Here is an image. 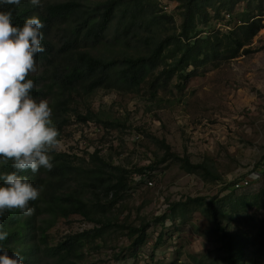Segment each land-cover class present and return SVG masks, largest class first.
<instances>
[{"label": "trees", "instance_id": "1", "mask_svg": "<svg viewBox=\"0 0 264 264\" xmlns=\"http://www.w3.org/2000/svg\"><path fill=\"white\" fill-rule=\"evenodd\" d=\"M175 1L181 21L178 27L173 23L174 29L164 36L158 35L160 30L155 29L166 23L165 18L173 21V16L162 12L153 0H100L90 11L85 9L83 0H42V6H32L27 0H22L19 6L13 8V26H22L25 18L32 15L38 16L43 23L41 45L44 51L34 57L35 62L43 66V71L29 73L26 78L33 80L30 95L34 99L47 100L58 141L69 123L68 112L82 122L99 121L114 125L115 121H103L94 109L89 108L84 114L78 110L75 101L79 95H88L97 88L136 93L145 86L149 96L156 98L159 89L166 88L173 78L177 79L176 86L181 89L193 77L203 73L201 68H217L226 61L255 50L251 44L264 28V0ZM239 2H243L244 6L236 11L235 6ZM226 17L228 20L224 26L227 28L222 30L220 20ZM60 26L68 31V36L58 45L52 34ZM105 38L113 44L122 43L125 50L114 56L102 57L85 48L89 41L97 44ZM140 42H143V47H140ZM159 143L164 150L160 160L139 167L136 172L149 178L158 163L176 160L189 173H206L204 163L192 162L187 155L172 151L165 139H160ZM50 154L51 170L41 168L35 174L30 170L19 173L37 187L38 197L29 202L34 209L30 216L15 210L0 215V229L8 233L6 239L0 241V248L10 254L18 251L23 257V264H41L45 253L55 256L56 264H93L83 260L84 250L101 247L99 239L113 226L112 219L106 214L131 188L129 177L133 171L121 166H112L113 170L107 171L110 162L95 150L89 154L95 160V166L87 167L81 175L78 171L84 167L76 163V155L57 150ZM256 167H261L264 173V153ZM0 171H13L11 162L0 164ZM75 174L92 180L86 184L101 190L96 197L89 198L83 185L78 187L74 184L71 187ZM239 180L235 178L221 190L234 192V183ZM263 188L250 194L242 193L234 199L221 198L222 191L209 198L186 197L168 203L165 211L153 222L120 226L127 230L131 238L128 247L134 250L145 245L150 224L159 222L161 230L152 244V252H155L167 234L166 222L171 220L174 223L189 206H198L211 222V231L224 253L225 264H264L262 252H258V258L249 256L255 243L248 231L233 229L231 223L234 215L241 210L264 208ZM46 212L51 215L48 221L68 220L73 215H80L93 226L68 233L55 245H50L48 232L53 223L44 224L41 218ZM123 252L121 249L115 256ZM171 264H177V261Z\"/></svg>", "mask_w": 264, "mask_h": 264}, {"label": "rangeland", "instance_id": "2", "mask_svg": "<svg viewBox=\"0 0 264 264\" xmlns=\"http://www.w3.org/2000/svg\"><path fill=\"white\" fill-rule=\"evenodd\" d=\"M83 1L85 9L90 11L100 0ZM153 1L162 12L173 16V21L165 18L166 23L155 29L160 30L158 35L164 36L174 29L173 23L176 27L180 24L177 2ZM243 6L244 3L239 2L235 10H242ZM227 20L228 17L220 20V29L227 28L224 26ZM52 35L55 43L61 45L68 31L60 26ZM107 38L97 44L89 41L85 48L102 57L125 50L122 43L113 44ZM140 43L143 47V42ZM251 45L255 50L249 54H242L217 68H201L203 73L193 77L181 89L176 86L177 79L173 78L166 88L159 89L156 98L149 96L145 86L136 93L97 88L88 95L77 96L75 106L83 114L91 108L103 121H115L113 126L99 121L82 122L68 112L69 123L55 150L76 155V163L84 167L78 171L81 175L87 167L95 166V160L89 155L95 150L110 162L107 171L113 170L112 166H121L139 174L135 169L162 157L164 150L160 139H165L172 151L206 166V173H189L179 161L167 160L157 164L151 177L144 176L151 184L145 180H132V172L129 177L131 188L106 214L112 219L113 226L99 239L101 247L84 250V261L93 264H171L172 261L177 264H225L224 253L211 231V222L198 206H189L174 223L166 222L167 234L155 252H152V244L161 230L159 222L150 224L145 245L134 250L128 247L131 238L120 225L153 222L168 203L186 197L209 198L220 193L221 188L235 178H248L250 184L234 192L223 190L221 198L234 199L264 187V173L261 167H256L264 153V28ZM35 68L32 74L43 71V66L37 62ZM77 175H74L71 187L83 185L89 198L96 197L101 190L86 184L92 180ZM50 217L47 212L41 216L44 224L53 223L48 232L50 245H55L68 233L93 226L80 215H73L68 220L48 221ZM231 223L233 229L248 231L255 243L250 257L258 258V252L264 254V208L241 210ZM121 249L124 252L116 257L115 253ZM40 263L56 264L55 256L45 253Z\"/></svg>", "mask_w": 264, "mask_h": 264}, {"label": "clouds", "instance_id": "3", "mask_svg": "<svg viewBox=\"0 0 264 264\" xmlns=\"http://www.w3.org/2000/svg\"><path fill=\"white\" fill-rule=\"evenodd\" d=\"M32 6H42V0H27ZM22 0H0V164L11 162L13 171H0V215L18 211L30 216L34 209L30 201L38 197V189L24 170L35 174L38 169L51 170L52 155L59 144L58 132L51 120L47 100H35L30 95L33 80L26 76L34 72L35 55L44 51L41 45L42 21L36 15L26 17L22 26H13V8ZM8 233L0 229V241ZM0 264H23L18 251L11 254L0 248Z\"/></svg>", "mask_w": 264, "mask_h": 264}, {"label": "built area", "instance_id": "4", "mask_svg": "<svg viewBox=\"0 0 264 264\" xmlns=\"http://www.w3.org/2000/svg\"><path fill=\"white\" fill-rule=\"evenodd\" d=\"M133 176H134L133 178L136 181L145 180L147 183L151 184V181L149 179H146L147 178L146 176H145L146 178H144V175L142 174L134 173ZM249 184H250V180L248 178H244L239 181H236L234 183V188L239 189V188L248 186Z\"/></svg>", "mask_w": 264, "mask_h": 264}]
</instances>
